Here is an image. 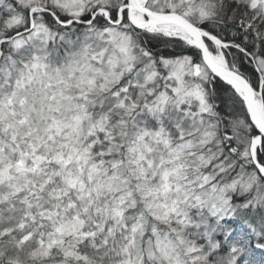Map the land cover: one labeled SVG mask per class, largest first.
Returning <instances> with one entry per match:
<instances>
[{
    "label": "snow or ice",
    "instance_id": "obj_1",
    "mask_svg": "<svg viewBox=\"0 0 264 264\" xmlns=\"http://www.w3.org/2000/svg\"><path fill=\"white\" fill-rule=\"evenodd\" d=\"M0 264H264V0H0Z\"/></svg>",
    "mask_w": 264,
    "mask_h": 264
}]
</instances>
